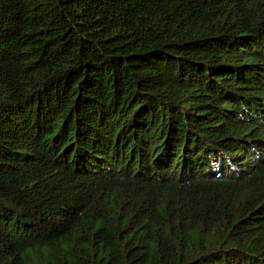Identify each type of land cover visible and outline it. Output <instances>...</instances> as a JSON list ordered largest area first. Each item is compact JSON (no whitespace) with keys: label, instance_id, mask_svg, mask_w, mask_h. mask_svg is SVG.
I'll return each mask as SVG.
<instances>
[{"label":"trees","instance_id":"1","mask_svg":"<svg viewBox=\"0 0 264 264\" xmlns=\"http://www.w3.org/2000/svg\"><path fill=\"white\" fill-rule=\"evenodd\" d=\"M0 264H264V0H0Z\"/></svg>","mask_w":264,"mask_h":264}]
</instances>
